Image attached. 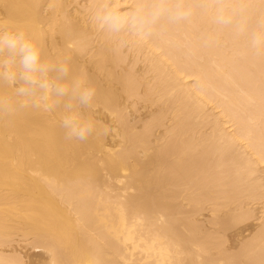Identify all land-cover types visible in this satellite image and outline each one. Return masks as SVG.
<instances>
[{
    "label": "bare ground",
    "instance_id": "obj_1",
    "mask_svg": "<svg viewBox=\"0 0 264 264\" xmlns=\"http://www.w3.org/2000/svg\"><path fill=\"white\" fill-rule=\"evenodd\" d=\"M92 3L0 0V27L68 58L97 89L83 114L116 129L68 142L55 115L0 119V264H264V96L243 42L201 48L198 20L113 52Z\"/></svg>",
    "mask_w": 264,
    "mask_h": 264
},
{
    "label": "clouds",
    "instance_id": "obj_2",
    "mask_svg": "<svg viewBox=\"0 0 264 264\" xmlns=\"http://www.w3.org/2000/svg\"><path fill=\"white\" fill-rule=\"evenodd\" d=\"M198 20L204 21L199 47L242 41L264 59V0H93L88 9L89 25L113 52L164 39ZM97 107L96 87L73 73L68 58L47 56L22 28L0 27V119L25 110L52 114L66 141L83 142L116 131L82 112Z\"/></svg>",
    "mask_w": 264,
    "mask_h": 264
},
{
    "label": "rangeland",
    "instance_id": "obj_3",
    "mask_svg": "<svg viewBox=\"0 0 264 264\" xmlns=\"http://www.w3.org/2000/svg\"><path fill=\"white\" fill-rule=\"evenodd\" d=\"M174 42H175V41H174ZM168 44H169V43H168ZM168 44H167V45H168ZM186 45H188V47H186ZM180 46H181L182 48L179 47V51H182V52H186V51L189 52V50L191 49V45H190L189 42L181 43ZM166 47H167V46H166ZM188 48H190V49H188ZM236 48H237V47H236ZM185 49H186V50H185ZM239 49H240V48L235 49V53H236V52H237V53L234 54V55H236V56H235V59L237 58V59L239 60V62L237 61V59H236V60L234 59V60H235V62L237 63V65L241 67L239 70H241L242 72H245V73H243V74L245 75V77L247 76V74H248L249 78L251 77V78H250L251 81H249L250 84L247 83V81H245V84H246V83L249 84V85L252 86L253 89H255V90H256V88L258 87V88H257L258 93L261 94V96H264V95H262V94H264V84H261V83H264V81H260V82L258 81V82H257V80H256V79H257L256 76H258L257 74H259V73L262 71V69H264V66H261L262 63H261L260 61H258V60H251L250 55H247L248 52H246L247 54H245V53H244L245 51L242 52V50H241V49L239 50ZM236 50H237V51H236ZM238 51H239V52H238ZM242 53H243L244 55H243ZM239 55H240V56H239ZM239 57H240V58H239ZM246 58H248V59H246ZM249 61H251V63H249ZM241 62H242V64H241ZM257 62H258V63H257ZM243 63H244V64H243ZM248 63H249L250 65H249ZM254 63H255V64H254ZM251 64H252V65H251ZM245 65H246V66H245ZM243 67H244V68H243ZM243 70H244V71H243ZM251 70H252V72H250ZM258 70H261V71L259 72ZM241 71H239V72H241ZM256 72H258V73L256 74ZM232 73L235 75L236 72L234 71V72H232ZM252 73H254V74L252 75ZM233 74H232V75H233ZM243 74L241 73V76H242ZM249 74H250L251 76H250ZM254 75H256V76H254ZM252 76H253L255 79H254ZM243 77H244V76H242L241 78H243ZM245 77L243 78V80L245 79ZM258 83H259V84H258ZM254 84H255V85H254ZM256 84H257V85H256ZM260 85H261V86H260ZM255 86H256V88H255ZM260 87H261V88H260ZM212 104H213V103H212ZM254 104H255L254 102H252V103L250 102V103L248 104V106L246 105V106H247V107H246V108H247L246 110L249 111V112H250V111H254L255 108H256V107H255L256 104H255V105H254ZM212 106H213V105H212ZM214 106H215V105H214ZM251 106H252V107H251ZM262 106H264V105H262ZM251 108H252V109H251ZM217 110H218V109H217ZM217 110H215V111H217ZM240 115H241L242 118H245L243 114L240 113ZM249 126H250V125H249ZM253 130H254V129H253ZM214 158H215V157H212L211 159L214 160ZM259 175H260V174H259ZM260 176H261V178H264V175L261 174ZM241 177H243V176H240V178H241ZM259 181H260V180H259ZM261 183H264V180H262ZM262 188H264V187H262Z\"/></svg>",
    "mask_w": 264,
    "mask_h": 264
}]
</instances>
